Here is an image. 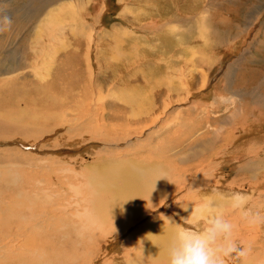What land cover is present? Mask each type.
<instances>
[{
	"label": "rangeland",
	"instance_id": "obj_1",
	"mask_svg": "<svg viewBox=\"0 0 264 264\" xmlns=\"http://www.w3.org/2000/svg\"><path fill=\"white\" fill-rule=\"evenodd\" d=\"M70 1L0 0V121H11L28 104L30 112L40 114L47 107L45 103L53 104L58 102L57 98L71 95L73 101L68 102H72V108L68 114L75 116L85 107L84 96H90L89 101L97 109V118L92 124L106 127L107 136L103 139L84 129L70 131L67 125L56 128L55 121L43 117L31 122L32 130L25 136L0 134V194L9 201L21 189L31 194L40 191L54 195L53 202L47 206L44 201L29 198L40 213L46 210L47 214L59 217L64 213L82 214L83 208L94 204L88 181L94 175L97 162H114L125 154L128 158L164 159L167 171L170 169L174 175L184 177L176 178L178 181L173 179L175 182L168 187L170 191L164 192L163 203H158L156 208L153 204L154 209L148 207L146 210L153 209L151 215L119 239L115 234L109 235L107 242L102 243L104 248L99 247L96 255L89 249L73 252L78 256L83 252L81 257L85 263L95 256L91 263L128 264L132 254L137 258L140 248L147 246L137 241L144 238L138 231L149 220L165 218L161 221L166 227H176L177 221L186 226L182 213L190 186L248 190L252 169L251 173L244 169L264 168V0H75L80 6L73 10L84 14L80 20L85 24H77L78 14L70 10ZM47 34L53 35V49L48 50L45 70L35 76L31 61L35 56L34 64L41 49L36 42L43 36L51 38ZM56 35L61 41L55 39ZM25 71L28 75L22 78L20 73ZM5 82L13 83L8 88L20 93L18 99L8 98L9 90L3 87ZM48 88L55 92L54 95L44 92L51 99L39 91ZM98 89H101L100 96ZM136 96L149 117H143L145 120L135 125L127 124L123 120L126 115L121 111H127L126 114L132 111ZM157 116L166 120V125L162 120L155 139L141 141L143 129L152 127L151 121L156 122ZM209 170L210 179H205ZM260 171L258 178L263 182L252 202L261 200L258 193L264 192V173ZM258 181H252L253 186ZM177 192L168 199L171 193ZM236 204L226 203L224 213L247 223V214L243 216L244 209ZM10 208L18 212L17 207ZM72 215L64 222L79 221ZM11 218L17 224L15 216ZM208 218L200 219L207 228L213 226ZM66 227L64 231L57 227L59 234L55 243L63 241L61 237L72 228ZM216 229L210 230L211 247L217 242L214 236L219 230ZM231 231L234 229L228 227L221 232L223 254L231 244L236 243L238 249L242 247L240 235H233L234 240L229 234ZM11 232L16 233L17 229ZM237 253L233 258H237ZM6 260L8 264L22 262ZM81 261L75 264H84Z\"/></svg>",
	"mask_w": 264,
	"mask_h": 264
},
{
	"label": "bare ground",
	"instance_id": "obj_2",
	"mask_svg": "<svg viewBox=\"0 0 264 264\" xmlns=\"http://www.w3.org/2000/svg\"><path fill=\"white\" fill-rule=\"evenodd\" d=\"M78 1H75V0L70 1L71 2L70 10H73L74 8H77L80 6L79 4L80 2L78 3ZM72 12L76 15L78 14V19L77 18L76 19L79 20V22H77V24L78 23L85 24L84 23L85 21L81 23V20L84 16L83 13L78 12V10L77 12H75L74 10ZM98 19H100V16ZM66 21L68 22V20ZM177 21L178 20L176 19V22ZM65 25L67 24L65 23ZM60 31H61V28H60ZM60 34L62 33H59V35ZM47 36L51 37L53 35L47 34ZM52 38L53 37L49 38V37L43 36L41 37V39H37L36 45L41 46V49L39 50L40 54H37L38 56L35 59L36 61L34 62V64H32V62L34 61L35 56H33L32 61H31V65H32L31 69L32 71H34L33 73L35 76H37L38 73H41L43 70H45L43 66L44 65L46 66V59L49 55L48 50L53 49L52 47L53 39ZM56 38H57V35L55 39ZM73 39H72L73 43L76 44L77 43V40H75L76 38L74 40ZM59 40L60 39H58L57 41ZM80 42L81 41L79 40V43ZM69 58L70 57H68V59ZM41 62L42 64L40 65ZM25 75H28L26 71L23 73H20V76L22 78H24ZM50 78H51V75H50ZM55 82L56 81H54V83ZM11 84L13 83H6L3 87L8 88ZM8 90L9 88L7 89V91ZM46 90L43 89L39 91H42V93L45 92L48 94L51 92L50 88ZM57 90L59 91V88L56 89V92H58ZM8 92H7L8 94L7 96H9L8 98H11V99H18L21 96L19 95L20 93L17 94L14 90H9ZM45 93H44V96L46 97V99L47 98L51 99L52 96H47ZM51 93L54 95L55 92L54 93L51 92ZM98 93H99L98 96H100L101 89H98ZM57 95L55 97H57ZM88 97L89 98H86V96H84L83 102L85 104V107L81 108L79 110V114L75 116H70L68 114V110H70L69 108H72V105H71L72 102L71 103L68 102V101H73L72 95L71 97L61 96V99L57 98L58 102L54 101L53 104L49 102H48L49 104L45 103L44 105L47 107L46 109L44 108L45 110L43 109L44 111L41 112L40 114L39 113L37 114V112H32V111L30 112L27 109V107H29V104L27 107L23 106V108L18 110V112L16 113V116L12 118L11 121L9 122L0 121V134H15V135L25 136L29 134L30 131L32 130L31 122L34 120L37 121V119H40L43 117L42 119H45L47 121L48 120L55 121L56 128L58 126L64 127L65 125H67L71 127L70 131H76L77 129L89 130L92 134L104 139V136H107L105 135L106 127H104L103 128L104 130H103L101 127H98L97 125L92 124L93 122H95L94 118H97V115H96L97 109L95 107L96 105L94 106L92 102L89 101L90 96ZM138 97L136 96V100L132 103V111H130L128 114H126L127 111L125 110L121 111L123 115H126V116H123L124 118L123 120L127 124L135 125L140 120H145L149 117L147 114H144L143 111L145 109L144 110L141 109L143 104L138 99ZM50 99H48V101ZM232 102L234 101H231V103ZM52 112L54 113L52 114ZM164 113H166V108H165ZM143 117H146V118L143 119ZM162 120L163 119L160 116L158 117V120H156V122L154 120H153L154 122L151 121V123H154V125L152 127L149 126L150 128L148 129H146L147 127H145L146 130L143 129V132L140 134L141 136L143 135L141 137L142 138L141 141L144 142V139H147V140L155 139L157 132H159L158 129H160V123L162 122ZM165 121L163 120L162 122L164 125H166ZM125 123L123 122L124 125ZM191 127L195 128L196 126H194V124H191ZM53 130L50 131L49 134H51V132H54ZM139 130H142V129H139ZM136 132L138 133V131ZM104 141H107V140H104ZM226 141H231V140L229 139ZM151 144H152V141H151ZM139 145L141 144L139 143ZM134 150L137 151L138 147H134ZM127 156L128 155L125 154V156L120 157V159H118L119 161L118 160H114V162L113 160L111 162L110 161L109 162L100 161L96 163L97 166L95 167L94 173L92 172L94 175L92 176V178L90 177L89 179L90 181H88L90 183V187L92 188L91 194L94 196L93 197L94 204L90 206L88 205V207H86L85 209L83 208V211H85V213L81 214L80 212H77L79 213V214L76 213L77 215L70 214L72 216L76 215L75 218H78L79 220L77 222L73 221L70 223L68 221L67 223H65L64 220H68V217L70 216L67 213H64V214L61 213L62 215L59 217L57 216V214L49 215L50 213L47 214V211L45 210L44 213L42 214L40 213V211L36 210L37 209L36 207H34L36 203L33 200L31 201L29 199L31 197H34L38 201H44L43 203L46 205L44 204L43 205L47 206L53 202L54 195H52L53 196L52 197V196L46 195V193L43 194L40 191H36V193L31 194L30 191H26V189H21L20 192L19 191L17 193L15 192V194H13L15 196H13L9 201H6L3 199V196H1L0 194V259L2 260L0 262L5 263L6 259H14L17 261H22L21 264H75L79 260L80 261L82 260L84 262L85 258L82 259L83 257H81L83 256L82 251H81L82 253L80 256L73 253L74 251L76 252V249L78 252L79 250L89 249V251L91 250L90 251L91 254L96 255L97 254L96 250L98 249L100 251L99 247L104 248L105 245H103L102 243H104L103 241H105V243L107 242L106 240H108L107 238L109 237V235L115 234L116 237L119 239V237H121L125 232H127V230H129V228H131L133 225H136L143 218L145 217L147 218L148 216H150L152 210L158 206L157 204L160 203L166 197L164 195V192L166 190H169L168 188L169 185L171 183L173 184L175 180L178 181V179L176 178L182 179L184 176H182L181 178L180 177L181 175H178V174L174 175L173 172L170 171V169L169 171H167L166 162L164 161V159L163 160L158 159V160L152 161V160H147L148 158H143V159H139L136 157L128 158ZM113 163H115V166L113 165ZM248 168L249 169H244V171L246 172H250V168L252 169V173L250 172L252 174L251 186H249L248 190H240V189L238 191L228 190V189H225L224 187H214V186L212 187L209 185H206V186L200 185L197 187L190 186L191 189L190 187L189 188L187 187L189 191L188 192L186 191V195L184 197L186 198L185 199L186 205H184L183 207V210L185 212L182 213L183 220L186 226H184L182 223H179V221H177L176 227L175 225H173L174 227H166V225H164L165 223L163 224L164 222L163 219L165 218H162V219L156 218L153 220H149V222L145 223L140 229V231H138L139 234L141 233L140 234L141 236H144V238H140V242L137 241L138 244L142 242L147 243L146 244L147 246L144 245V247L140 248L141 250L139 249L140 256H138L137 258L135 255L133 256V254L131 253L132 257L128 259L129 263L132 264L131 263L132 261H136L139 263V260H140V261L146 262L145 264H264V208L261 206V204L264 202V192H259L260 194L258 193V199H261V200H258V202L251 201V198H253L254 196L256 197L257 190L261 188L263 181L258 178L260 176L258 172L261 170L260 173L262 172L263 174L264 168L262 169L260 166L248 167ZM206 174L208 175V177L206 176L207 178L205 179H210L209 177L210 170L207 171ZM174 178L175 180H173ZM203 180L204 179H202V181ZM256 180H260V181H258L253 186L254 183L252 181H256ZM203 183L205 182H201V184ZM193 192H195V194L191 195L190 193H193ZM39 193L40 194L42 193V194L39 195ZM178 193L179 192L171 193V194L169 193L170 195L168 196V199L176 196ZM42 195H43V198L41 197ZM195 202H197V204L193 205V203ZM226 203L227 204L231 203L233 205H235L236 203L241 204L242 210L244 209L245 211L243 213L244 215L243 214L242 215L245 216L247 214L245 218L248 217V219L246 218L247 223L245 222V220L241 223L240 220L235 219L237 217H231L232 215H229L227 212L224 213L225 211L224 205ZM153 204H154V208L152 207ZM150 206L153 209L146 210ZM10 207H14V208L17 207L18 212H13V208H10ZM231 208H232V205H231ZM54 210L56 211V209ZM240 211L241 210L239 209L238 212ZM66 214L68 215V217H66L67 216ZM233 214H236V213L233 212ZM11 216H15L17 224H14ZM207 216H210V218H208ZM173 218L171 217L170 219L173 220ZM201 218L202 219L208 218V221L211 222L213 226L211 225V227L207 228L206 225L201 223L200 221ZM170 219L168 218L167 221H169ZM62 220L63 222H59ZM65 226L67 227L69 226L72 228L70 230H67V234L66 232L65 234L61 232L60 234L62 235L64 234V236L61 237L63 241H60L61 240L60 238V240H58L60 242L55 243V240L58 238V234H59L57 227L59 231H61L60 229L63 230ZM228 227L234 229V231H231L229 233L231 234L232 238L235 235L236 236L240 235L239 238L241 239L242 247L241 249H238V246L236 245V243L232 246L230 242L231 247H229L227 251L225 250L226 252L223 254L220 250V242L222 241L221 232L223 233ZM214 228H217L216 230H219V231H216L217 234L214 236L216 238L215 241L217 242L215 243L214 247H211L210 246L211 245L210 244V241H211L210 230ZM13 229H17V232L12 233L11 231ZM133 237H130L129 239ZM74 238L76 239V242L74 241ZM129 239H126V240L129 241ZM226 240L228 241L229 239L227 238ZM3 243H5V245ZM236 251L239 252L237 253L238 256L237 258H233L234 254H236ZM16 256H19L20 258L16 259L17 258ZM94 258L96 257L94 256ZM94 258L92 257L91 260H93ZM90 261L89 263L84 262V264H94L93 263L94 261H92V263ZM5 264H8V263H5Z\"/></svg>",
	"mask_w": 264,
	"mask_h": 264
}]
</instances>
